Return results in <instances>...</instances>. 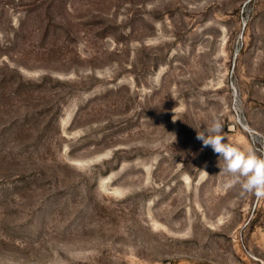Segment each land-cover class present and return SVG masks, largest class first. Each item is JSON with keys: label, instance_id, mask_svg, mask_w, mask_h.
<instances>
[{"label": "rangeland", "instance_id": "rangeland-1", "mask_svg": "<svg viewBox=\"0 0 264 264\" xmlns=\"http://www.w3.org/2000/svg\"><path fill=\"white\" fill-rule=\"evenodd\" d=\"M214 119L264 156V0H0V264H264Z\"/></svg>", "mask_w": 264, "mask_h": 264}, {"label": "clouds", "instance_id": "clouds-1", "mask_svg": "<svg viewBox=\"0 0 264 264\" xmlns=\"http://www.w3.org/2000/svg\"><path fill=\"white\" fill-rule=\"evenodd\" d=\"M195 129L197 139L219 155L220 173L229 175L228 185L238 184L243 193L252 194L258 200L264 199V156L225 142L223 125L218 119L205 124L203 129Z\"/></svg>", "mask_w": 264, "mask_h": 264}]
</instances>
